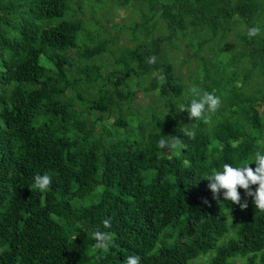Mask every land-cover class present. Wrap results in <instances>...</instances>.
<instances>
[{
    "label": "trees",
    "instance_id": "obj_1",
    "mask_svg": "<svg viewBox=\"0 0 264 264\" xmlns=\"http://www.w3.org/2000/svg\"><path fill=\"white\" fill-rule=\"evenodd\" d=\"M0 264H264V0H0Z\"/></svg>",
    "mask_w": 264,
    "mask_h": 264
},
{
    "label": "rangeland",
    "instance_id": "obj_2",
    "mask_svg": "<svg viewBox=\"0 0 264 264\" xmlns=\"http://www.w3.org/2000/svg\"><path fill=\"white\" fill-rule=\"evenodd\" d=\"M133 18L134 17H133L131 8H129L127 11L118 10V11L113 13V22L115 24H121L122 23V24L127 25L130 22L134 21Z\"/></svg>",
    "mask_w": 264,
    "mask_h": 264
}]
</instances>
